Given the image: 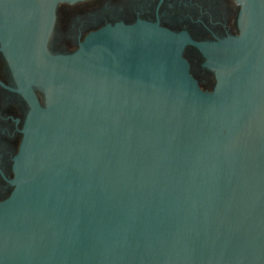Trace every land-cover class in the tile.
I'll return each mask as SVG.
<instances>
[{
  "label": "water",
  "instance_id": "water-1",
  "mask_svg": "<svg viewBox=\"0 0 264 264\" xmlns=\"http://www.w3.org/2000/svg\"><path fill=\"white\" fill-rule=\"evenodd\" d=\"M76 1L0 0L29 107L0 264H264V0H237L239 34L216 41L138 20L54 53L58 5Z\"/></svg>",
  "mask_w": 264,
  "mask_h": 264
},
{
  "label": "flooded vegetation",
  "instance_id": "flooded-vegetation-1",
  "mask_svg": "<svg viewBox=\"0 0 264 264\" xmlns=\"http://www.w3.org/2000/svg\"><path fill=\"white\" fill-rule=\"evenodd\" d=\"M237 0H80L62 2L50 41L54 53H69L94 31L119 22L138 20L158 23L184 32L196 42L216 41L239 34ZM191 71L204 90H212L215 75L204 66L205 58L194 45L185 48ZM16 83L0 51V201L13 190L14 163L22 139L29 107L15 90ZM42 102V94L37 91Z\"/></svg>",
  "mask_w": 264,
  "mask_h": 264
}]
</instances>
